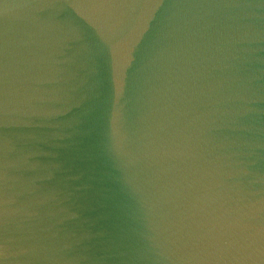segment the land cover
<instances>
[{
    "label": "water",
    "instance_id": "1",
    "mask_svg": "<svg viewBox=\"0 0 264 264\" xmlns=\"http://www.w3.org/2000/svg\"><path fill=\"white\" fill-rule=\"evenodd\" d=\"M0 264H264V0H0Z\"/></svg>",
    "mask_w": 264,
    "mask_h": 264
}]
</instances>
